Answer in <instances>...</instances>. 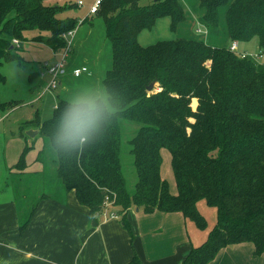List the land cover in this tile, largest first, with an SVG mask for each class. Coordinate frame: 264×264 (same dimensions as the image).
Instances as JSON below:
<instances>
[{
	"label": "trees",
	"instance_id": "obj_1",
	"mask_svg": "<svg viewBox=\"0 0 264 264\" xmlns=\"http://www.w3.org/2000/svg\"><path fill=\"white\" fill-rule=\"evenodd\" d=\"M141 1L103 0L95 13L104 22L112 50V66L103 83L120 93L127 107L100 143L79 156H56L57 176L89 208L91 218L109 207L116 209L114 214L132 237L131 208L182 212L206 229L207 219L198 209L204 199L216 208L217 221L183 264H208L224 247L244 242L264 254V64L201 37L142 45L141 31L152 28L158 18L170 17L176 31L187 15L183 0ZM74 6L0 0V66L21 63L29 33L55 52L63 50L65 36L77 28L78 19L59 14ZM200 9L198 21L208 32L219 27L224 10L228 36L233 41L258 37L264 52V0H200ZM5 80L0 70V84ZM153 81L158 90L149 92ZM65 101L56 104L50 118L41 121L37 113L27 123L48 139ZM124 121L139 125L128 141L137 173L134 189L123 171ZM163 148L172 156L175 194L161 173ZM25 152L19 167H24ZM127 264L144 263L135 254Z\"/></svg>",
	"mask_w": 264,
	"mask_h": 264
},
{
	"label": "crops",
	"instance_id": "obj_2",
	"mask_svg": "<svg viewBox=\"0 0 264 264\" xmlns=\"http://www.w3.org/2000/svg\"><path fill=\"white\" fill-rule=\"evenodd\" d=\"M95 1L74 3L78 8L74 17L79 24L73 34L86 31L83 40L93 34V22L87 30L83 28L95 14L90 11ZM71 4L66 2L62 6ZM29 43L25 42L23 47ZM36 43L59 56L47 44ZM72 60L70 64L76 68L86 66L88 75L91 74L87 64ZM41 71L39 68L30 72L29 81L32 82L35 72L42 77ZM11 145L7 141L4 149L5 173L8 166L13 175H24L26 171L17 165L22 154L18 155V150L17 154L11 153ZM37 172L41 174L39 178L33 175L31 180L19 179L13 186L4 181L0 186V264H127L135 254L144 264H183L192 247L198 246L190 236L189 220L182 212L146 213L142 208H131L128 218L132 237L114 214L116 209L109 207L97 218H91L89 208L79 203L74 191H67L62 184L64 188L60 186L56 193L49 176L41 168ZM26 223L21 232V226ZM208 264H264V254H256L255 245L244 242L224 247Z\"/></svg>",
	"mask_w": 264,
	"mask_h": 264
},
{
	"label": "rangeland",
	"instance_id": "obj_3",
	"mask_svg": "<svg viewBox=\"0 0 264 264\" xmlns=\"http://www.w3.org/2000/svg\"><path fill=\"white\" fill-rule=\"evenodd\" d=\"M76 3L77 0H46L48 5H63L65 3ZM150 0H142L141 4H147ZM187 19L180 24L176 31L171 29V19L168 16L160 17L156 20L152 28H147L141 31L139 41L142 45L147 46L155 44L162 40H172L177 38L201 37L207 43L216 46L230 47L233 40L227 34L225 23L224 10L221 11V22L216 29L208 30L199 23L202 10L200 9V0H183ZM78 8L72 7L59 14L60 17H74ZM83 11V10H82ZM83 15V12L82 14ZM93 22L92 33L87 37L86 31L78 32L68 38L72 39L71 51L66 60L64 68L66 73L61 74L60 84L55 88H49V83L52 75L46 72L45 61L49 64L55 63L61 56H55L53 52L44 45L31 41L34 34H30L29 46L23 47L20 54L23 57L21 65L18 61L4 62L0 66V70L6 77L4 83L0 84V101L4 103V107L0 109V171L2 172V187L3 182L7 181L9 185L16 183L19 179L31 180L41 176L38 169L41 168L49 180L53 181V190L59 193L61 180L57 176L56 171V155L52 153L49 147V140L39 133L38 127L27 123L36 119L37 113L40 115V120L44 121L50 118L53 114V109L61 99H67L78 87L103 82L106 71L112 66V50L111 43L105 34V25L101 17L93 15L88 18L83 29L87 30L89 23ZM79 24V21H78ZM197 28H201V32H197ZM83 40V41H82ZM43 43V42H41ZM237 54H247L258 63L264 64V52L260 48L258 37H253L250 40L238 41ZM258 56V57H257ZM70 58V59H69ZM79 64H87L91 74L87 72L74 74L72 63L73 59ZM41 68L45 73L39 76L35 72L32 82L29 81V74L33 70L39 71ZM158 84L156 85V87ZM155 90H158L156 88ZM2 117V118H1ZM125 126L122 136V161L123 171L128 181L130 189H134L137 182V173L134 167V157L130 153V145L128 141L135 135L139 125L132 121H124ZM30 131H38L35 136H30ZM7 141H11L10 152L18 155L25 152V148L29 147L25 152V160L23 169L26 171L24 175H13L10 167L6 165L4 158V149ZM162 176L170 183V188L176 192V181L172 170L171 153L167 148L161 150ZM10 159V158H9ZM17 159V158H16ZM10 161V160H9ZM8 165L11 164L8 162ZM16 168V167H13ZM48 179V177H45ZM18 184V183H17ZM59 184V185H58ZM198 209L207 219V228L199 229L192 221L189 223V232L192 240L198 245L202 244L208 237L209 231L214 227L217 221L216 208L207 205L203 199L198 203Z\"/></svg>",
	"mask_w": 264,
	"mask_h": 264
},
{
	"label": "clouds",
	"instance_id": "obj_4",
	"mask_svg": "<svg viewBox=\"0 0 264 264\" xmlns=\"http://www.w3.org/2000/svg\"><path fill=\"white\" fill-rule=\"evenodd\" d=\"M125 98L103 82L85 84L69 95L49 133L56 156H77L100 143L126 110Z\"/></svg>",
	"mask_w": 264,
	"mask_h": 264
},
{
	"label": "built area",
	"instance_id": "obj_5",
	"mask_svg": "<svg viewBox=\"0 0 264 264\" xmlns=\"http://www.w3.org/2000/svg\"><path fill=\"white\" fill-rule=\"evenodd\" d=\"M103 0H96L95 3L93 4V6L91 7L90 11L91 13H96L99 9V6L100 4L102 3ZM79 4L82 5V1H79ZM199 33L201 32V29H198L197 30ZM73 35V31L69 33V35L65 36L67 37V46L61 50L58 55L61 56V58L59 60H57L55 63H52V64H49L48 62H45L44 65H45V68H46V72L50 75H52V79L49 83V88H55L57 87L58 84H60V76L61 74H64L65 73V63H66V60L68 59L69 57V54H70V51H71V41L68 40V38L70 36ZM14 44L16 45H19V41L17 39H14ZM231 51L237 53L238 52V41H233V43L231 44V46L229 47ZM242 57H250L249 55H247L246 53L245 54H240ZM258 57V56H257ZM74 74H81V73H84V72H87L89 73V69L88 67L86 66H82V67H78V68H75L74 69ZM45 72L43 71L42 72V75L44 74ZM106 205H108V202L106 203Z\"/></svg>",
	"mask_w": 264,
	"mask_h": 264
},
{
	"label": "water",
	"instance_id": "obj_6",
	"mask_svg": "<svg viewBox=\"0 0 264 264\" xmlns=\"http://www.w3.org/2000/svg\"><path fill=\"white\" fill-rule=\"evenodd\" d=\"M12 47H13V46H12ZM156 85H157L156 81L151 82V83L147 86V90H148L149 92L153 91V90L155 89ZM37 133H38V131H36V132H34V131H30V132H29V135H30V136H35V134H37ZM137 210H139V208H137Z\"/></svg>",
	"mask_w": 264,
	"mask_h": 264
}]
</instances>
